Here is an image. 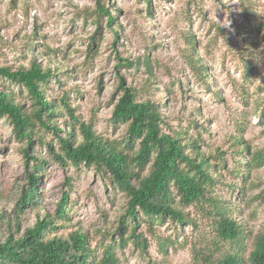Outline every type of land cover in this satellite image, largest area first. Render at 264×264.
I'll return each mask as SVG.
<instances>
[{
	"label": "rangeland",
	"instance_id": "rangeland-1",
	"mask_svg": "<svg viewBox=\"0 0 264 264\" xmlns=\"http://www.w3.org/2000/svg\"><path fill=\"white\" fill-rule=\"evenodd\" d=\"M149 3L108 0L106 5L115 16L108 26L105 19L95 23L94 0H0V65L14 69L35 59L49 66L57 74L49 77L45 92L50 96L67 92L76 111L104 136L119 138L125 131V125L110 120L120 78L135 88L139 99L158 104L164 129L180 126L189 134H200L206 151L218 148L223 154L215 163L220 175L213 190L230 206L249 247L264 222V163L255 166L250 160L253 153L264 154V67L261 43L255 49L257 74L245 72L243 60L248 54L243 37L250 26L246 14L264 18V0ZM189 35L208 66L207 78L188 63ZM91 38L92 55L87 48ZM144 58L149 60L152 77ZM127 59L131 65L125 64ZM0 84L29 107L24 87L5 78H0ZM37 131L44 133L41 128ZM238 136L248 143V151L235 144ZM24 143L13 135L9 120L0 117V206L8 209L26 182ZM33 145L45 152L37 141ZM242 169L248 174L238 175ZM45 171L43 207L52 211L62 190L69 189V215L88 231L96 257L113 236L118 264H189L191 245L214 239L208 218L198 206L188 205L185 210L192 218L188 223L168 219L156 222L149 231L143 218L137 217L147 239L145 252L130 237L118 245L116 226L124 214L125 195L92 167H62L53 162ZM125 220L130 223L127 216ZM158 237L165 240L164 251Z\"/></svg>",
	"mask_w": 264,
	"mask_h": 264
},
{
	"label": "trees",
	"instance_id": "trees-1",
	"mask_svg": "<svg viewBox=\"0 0 264 264\" xmlns=\"http://www.w3.org/2000/svg\"><path fill=\"white\" fill-rule=\"evenodd\" d=\"M107 1L94 0L92 11L97 25L103 19L108 26L115 22ZM145 1L150 4V0ZM246 17L250 26L248 35L243 37L248 54L243 66L245 72L256 75L255 49L261 43L264 67V18L248 14ZM117 35L114 34V40ZM187 41L191 48L189 65L207 78L210 71L194 50V37L189 35ZM93 44L91 38L87 47L91 55ZM134 60L139 62V58ZM124 62L131 65L128 59ZM143 64L148 77L154 76L148 58H144ZM56 74L35 59L28 66L14 69L0 65V78L21 85L30 97V105L25 107L12 90L0 84V117L7 118L13 135L25 141L22 154L26 174L25 185L12 207L0 206V264H118L115 237L96 257L88 231L72 222L68 211L69 189L62 190L52 211L43 207L41 183L46 167L53 162L62 167L69 164L92 167L125 195L124 214L116 226L118 245L126 244L130 237L145 252L147 239L139 229L137 217L141 216L149 231H153L156 222L192 221L185 207L194 205L210 221L214 239L207 244H192L189 264H264V222L250 246H245L244 229L231 214L230 206L213 190L220 175L215 163L223 159L218 148L206 151L201 135L189 134L183 127L164 129L165 119L158 104L149 98L139 99L135 88L125 85L123 78L117 81L119 93L110 120L115 125H125V131L119 138L104 136L76 111L67 92L59 96L45 92L44 85ZM38 128L44 133L38 132ZM36 141L45 152L35 148ZM234 142L243 151L249 150L241 136ZM250 160L251 165L260 166L264 154L253 153ZM246 173L244 169L237 172L241 176ZM158 243L164 251L165 240L158 237Z\"/></svg>",
	"mask_w": 264,
	"mask_h": 264
}]
</instances>
